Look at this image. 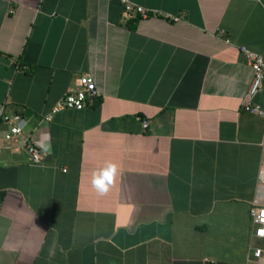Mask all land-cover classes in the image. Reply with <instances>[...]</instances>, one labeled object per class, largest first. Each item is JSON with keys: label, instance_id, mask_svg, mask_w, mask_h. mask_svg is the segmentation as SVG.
<instances>
[{"label": "crops", "instance_id": "crops-1", "mask_svg": "<svg viewBox=\"0 0 264 264\" xmlns=\"http://www.w3.org/2000/svg\"><path fill=\"white\" fill-rule=\"evenodd\" d=\"M132 1L146 16L0 0V264L246 263L264 116L240 107L241 47L264 63V0ZM86 73L93 102L45 120ZM252 101L264 110V77ZM11 113L26 120L17 141ZM108 162L119 174L101 196L92 173Z\"/></svg>", "mask_w": 264, "mask_h": 264}, {"label": "built area", "instance_id": "built-area-1", "mask_svg": "<svg viewBox=\"0 0 264 264\" xmlns=\"http://www.w3.org/2000/svg\"><path fill=\"white\" fill-rule=\"evenodd\" d=\"M121 6L125 14L137 13L140 16H146V8L138 5L132 0H116ZM221 34V31H219ZM229 42L228 38H224ZM242 52L245 59L252 70V76L247 86L245 93L240 98V107L247 112L264 116V110L252 101L253 96L260 90L264 77V63L262 57L242 46ZM97 95L95 83L92 77L86 73L79 77V87L65 94L62 99H59L51 108L49 113L44 117L45 120L50 119L51 115L62 109H81L85 105L93 102ZM2 114V106L0 107V115ZM7 123V128L3 137L7 140L17 141L23 136V127L26 120L18 113H11L9 116H4ZM147 121H141V127L145 128ZM22 146L28 156L29 161L38 162L41 159L40 151L33 141L23 140ZM1 149V147H0ZM256 192L253 199L250 201L248 208V216L251 224L250 238L255 242L248 246L249 256L245 264H264V222L261 220V214L264 213V162L257 169ZM261 233V234H258Z\"/></svg>", "mask_w": 264, "mask_h": 264}, {"label": "clouds", "instance_id": "clouds-1", "mask_svg": "<svg viewBox=\"0 0 264 264\" xmlns=\"http://www.w3.org/2000/svg\"><path fill=\"white\" fill-rule=\"evenodd\" d=\"M118 174V165L108 162L105 167L92 173L91 185L99 195H106L110 188L114 186ZM261 220L264 222V213L261 214Z\"/></svg>", "mask_w": 264, "mask_h": 264}]
</instances>
